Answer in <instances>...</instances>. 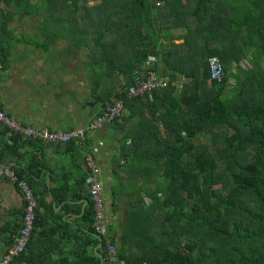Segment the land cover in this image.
I'll return each mask as SVG.
<instances>
[{"label":"trees","instance_id":"trees-1","mask_svg":"<svg viewBox=\"0 0 264 264\" xmlns=\"http://www.w3.org/2000/svg\"><path fill=\"white\" fill-rule=\"evenodd\" d=\"M4 1L41 19L36 47L61 39L86 50L89 105H100L97 116L114 100L124 105L108 126L119 144L110 161L117 180L112 205L116 195L129 198L125 223L117 237L96 236L90 202L85 232L74 236L66 264H100L97 253L102 264H264V0ZM214 56L222 65L220 81L210 79ZM151 69L168 85L128 97L135 78ZM10 135L0 146V164L13 163L38 207H47L48 191L67 202L69 175L59 188L35 191L45 167L20 148L41 143ZM66 145L77 166V149ZM19 227L8 232L6 249ZM44 260L42 250L34 264Z\"/></svg>","mask_w":264,"mask_h":264},{"label":"crops","instance_id":"crops-1","mask_svg":"<svg viewBox=\"0 0 264 264\" xmlns=\"http://www.w3.org/2000/svg\"><path fill=\"white\" fill-rule=\"evenodd\" d=\"M35 1L29 0V4ZM21 11L13 2L0 0V38L3 40L0 41V104L3 110L21 124L34 128L84 127L101 111L99 104L96 107L89 105L92 71L87 64L86 50L75 49L61 39L47 49L36 47L35 43L42 41L39 33L41 19L20 15ZM112 133L106 125L88 135L84 148L73 145L81 160L77 166L76 157L66 144L41 143L20 148L22 154L34 155L45 167L35 180V191H42L43 186L47 190L59 188L66 175H69L67 186L70 191H67V202H57L52 193L47 192L43 199L47 207L37 208L38 224L25 253L15 259L14 264H34L42 250L45 264L69 263L73 256L74 236L84 234V214L90 207L86 180L82 187L78 185L79 178L87 175L85 154L92 157L99 169L108 231L115 233L116 237L120 235L129 198L116 195L112 205L111 186L117 180L112 175L110 161L119 152V144L112 138ZM10 137V133L0 134V146L10 143ZM140 185L141 182L136 184ZM144 202L148 204V198L145 197ZM49 210L60 212L59 217ZM22 212L20 191L8 180L0 178V235L4 237L0 238V258L6 251V236L10 229L21 223Z\"/></svg>","mask_w":264,"mask_h":264},{"label":"built area","instance_id":"built-area-1","mask_svg":"<svg viewBox=\"0 0 264 264\" xmlns=\"http://www.w3.org/2000/svg\"><path fill=\"white\" fill-rule=\"evenodd\" d=\"M210 79L220 81L223 77L222 65L218 57L208 59ZM168 80L158 75L153 69L143 72L142 77L137 76L134 84L127 89L128 97H137L149 93L155 89L168 85ZM124 105L122 100H114L107 105L102 113L90 120L87 125L81 128L70 129H46L25 126L7 115L0 104V126L7 128L10 133H19L24 139H31L42 144L65 145L72 142L76 147L84 148L86 138L89 134L102 129L115 119H119L123 113ZM86 184L87 193L91 202L92 226L96 236L107 237L108 220L103 197L102 184L99 180V169L89 154H85ZM0 178L8 180L20 191L23 200V212L17 235L12 244L6 249L0 258V264H14L15 258L19 257L25 250L32 232L35 229L36 211L38 198L27 181L18 177L15 171L9 166L0 165ZM115 247L112 244L107 246V253L113 261Z\"/></svg>","mask_w":264,"mask_h":264},{"label":"water","instance_id":"water-1","mask_svg":"<svg viewBox=\"0 0 264 264\" xmlns=\"http://www.w3.org/2000/svg\"><path fill=\"white\" fill-rule=\"evenodd\" d=\"M5 166V165H4ZM100 240V239H99ZM101 261H100V264H102V261H103V257L101 255H99Z\"/></svg>","mask_w":264,"mask_h":264},{"label":"rangeland","instance_id":"rangeland-1","mask_svg":"<svg viewBox=\"0 0 264 264\" xmlns=\"http://www.w3.org/2000/svg\"><path fill=\"white\" fill-rule=\"evenodd\" d=\"M92 3H90V5H91ZM177 42V41H176Z\"/></svg>","mask_w":264,"mask_h":264}]
</instances>
